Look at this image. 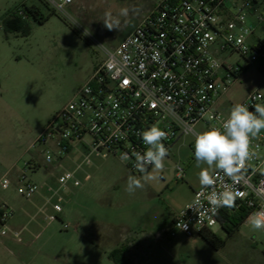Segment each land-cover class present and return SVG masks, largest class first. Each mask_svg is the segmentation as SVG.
Returning a JSON list of instances; mask_svg holds the SVG:
<instances>
[{"label":"rangeland","instance_id":"374dc122","mask_svg":"<svg viewBox=\"0 0 264 264\" xmlns=\"http://www.w3.org/2000/svg\"><path fill=\"white\" fill-rule=\"evenodd\" d=\"M159 1L73 0L62 15L43 0H0V179L9 181L0 191V205L12 213L7 228L26 226L20 242L9 237L4 246L0 244V264H115L110 258L115 250H120L115 258L120 264H180L184 252L191 259L198 251L193 238L184 245L186 249H179L186 237L165 234L176 213L191 200L201 171L209 175L214 169L197 166L187 148L190 137L175 143L163 171L155 174L158 179L144 182L132 194L126 191L127 178H141L142 173L133 174L112 158L92 157L91 164L75 174L80 186L61 190L65 201L57 215L44 205V189L56 187L58 174L72 170L79 156L71 154L74 162L65 159L60 168L44 163L41 147L33 145L53 115L103 61V51L114 48ZM30 6L41 16L51 10L55 15L38 24L25 13L23 30H7L8 15ZM228 63L239 64L243 71L219 101L223 112L261 80L259 62L245 65L231 55ZM29 163L37 165L34 171L27 168ZM177 164L183 167L181 180L175 178ZM24 170L27 180L41 187L28 200L17 193ZM49 215L55 216L53 220ZM250 223L246 219L220 251L233 262L264 264V233ZM212 229L219 232L218 226Z\"/></svg>","mask_w":264,"mask_h":264},{"label":"built area","instance_id":"2783aa9c","mask_svg":"<svg viewBox=\"0 0 264 264\" xmlns=\"http://www.w3.org/2000/svg\"><path fill=\"white\" fill-rule=\"evenodd\" d=\"M43 1L62 15L73 2ZM17 15L25 19L21 10ZM103 52V61L33 143L41 147L44 163L60 168L65 159L74 162L71 154L79 156L72 170L58 174L56 187L44 189V205L53 214L65 201L61 190L80 186L75 174L89 166L92 157L118 160L131 173L140 174L134 153L146 151L140 133L153 125L167 133L163 143L169 152L181 137H190L187 148L195 157L196 135L220 128L236 104L228 103L224 112L219 106L243 71L239 64L228 63L231 55L245 65L260 63L258 86L238 103L251 111L264 106V0H160L114 48ZM250 151L253 158L233 176L215 169L210 175L213 184L192 193L165 232L168 238H190L211 230L222 212H245L251 223L256 214H264V130L250 139ZM36 167L27 164L32 171ZM174 169L176 180H181L183 167L177 164ZM8 185L7 178L0 179V191ZM40 188L27 180L25 170L19 175L17 193L24 199H31ZM212 191L235 194L234 202L213 207L208 199ZM10 216L1 204L0 236L10 232L6 227ZM11 235L20 241L19 232Z\"/></svg>","mask_w":264,"mask_h":264},{"label":"clouds","instance_id":"9594fccd","mask_svg":"<svg viewBox=\"0 0 264 264\" xmlns=\"http://www.w3.org/2000/svg\"><path fill=\"white\" fill-rule=\"evenodd\" d=\"M105 26L112 29L107 22ZM84 34L89 33L85 30ZM262 130H264V106L256 105L255 111H251L245 104H234L220 128H211L196 135L194 156L197 166L206 164L209 168L214 167L227 176H233L255 155L250 151V139L256 137ZM140 136L146 151L134 153V167L143 176L138 178L129 175L126 186L129 194L142 189L144 182L158 179L155 174L163 171L164 162L169 155V150L163 143L167 139V133L159 127L153 125L142 131ZM127 158L125 154V159ZM200 183L204 187L213 184L206 170L200 173ZM208 199L213 207H220L228 205L230 201L234 202L235 194L226 196L212 191ZM251 226L255 230H264V214H256ZM184 228L186 229L187 225H184Z\"/></svg>","mask_w":264,"mask_h":264},{"label":"trees","instance_id":"16d2710c","mask_svg":"<svg viewBox=\"0 0 264 264\" xmlns=\"http://www.w3.org/2000/svg\"><path fill=\"white\" fill-rule=\"evenodd\" d=\"M19 10L17 9L15 12H12L5 19V27L7 28V30L12 31V32H20L26 27L25 19H22V17L17 15V12ZM21 11L24 16H25V13L29 14L38 24L44 23L49 18L50 15H55V12L51 10L52 13H49L46 16H41L38 9H36L33 6L26 7L25 11L23 10ZM246 216H247L246 213L242 211H235L230 214L222 212L221 215L219 216L218 221L221 225V230L223 231L225 236L222 238L216 233L208 229H204L200 231L199 236L201 237L202 240H204L207 244H209L214 249L222 248L225 242L228 239H230L237 232L240 225L244 223V221L246 220ZM119 251L120 250H115L110 255V258L114 261L115 264H120L115 259ZM124 264H127V263H124Z\"/></svg>","mask_w":264,"mask_h":264},{"label":"crops","instance_id":"0c3cea01","mask_svg":"<svg viewBox=\"0 0 264 264\" xmlns=\"http://www.w3.org/2000/svg\"><path fill=\"white\" fill-rule=\"evenodd\" d=\"M214 170H215V168L209 173V176L212 174V172ZM200 186H202L201 183L196 188H194L191 193H193ZM191 198H192V195H191ZM217 226L219 228V232L218 233L216 232V234L223 238L225 235H224L223 231L221 230L220 223H218ZM250 227L252 228L251 223H250ZM239 229H240V227H239ZM239 229L237 230L236 233L239 232ZM8 230L10 232L6 236H0V244L2 246H4V244L7 243L9 237L13 238L12 235H11L12 232H19L20 233V241H21V234L23 233L24 230H26V226L25 225H23V226L21 225V226H18V227H13V226L9 225L8 226ZM212 230L213 229H211V231ZM258 231L263 233L261 230H258ZM212 232H214V231H212ZM6 237H8V238L7 239H3V238H6ZM196 237L197 238H194V237H191V238L194 239L193 242H197V243H194V245L196 244V246H194V247L196 248L198 246V251L196 253L193 252V255L191 256V259H190V257H187V255H186L187 253L184 252V254H182L183 255V259L180 261L181 262L180 264H241L240 262H236V261L233 262L225 253L220 251L222 248H224V246H225V244H226V242L228 240L225 242V244H224V246L222 248L214 249L209 244H207L204 240H202L199 235H197ZM188 240H191V239L186 238L185 241H183L181 243V244H183V246H180L179 249H182V248L186 249V246H184V245L188 244ZM20 241H18V242H20ZM239 255L240 254L238 253L237 257ZM234 256H236V254H234ZM184 259H186V260H184Z\"/></svg>","mask_w":264,"mask_h":264}]
</instances>
